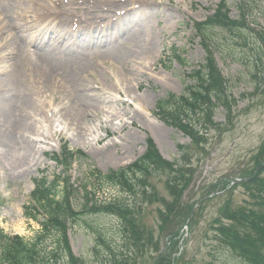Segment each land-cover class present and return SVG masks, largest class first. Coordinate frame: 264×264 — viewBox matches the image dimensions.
Listing matches in <instances>:
<instances>
[{"label":"rangeland","instance_id":"obj_1","mask_svg":"<svg viewBox=\"0 0 264 264\" xmlns=\"http://www.w3.org/2000/svg\"><path fill=\"white\" fill-rule=\"evenodd\" d=\"M157 1L154 8L157 13L138 9L127 19L133 26H140V30L154 42L150 55L142 58L138 65L131 63L127 67L132 70L136 65L134 69L140 72V77L135 80L127 77L119 82L116 74L107 70L109 66L104 67V71L113 77L116 84L111 81L108 88H104V93L96 98L98 108L90 112L81 129L73 126L69 118L65 117L64 111L69 103L66 97L61 96L57 90L46 91L42 98L46 117L44 121L37 118L39 123L42 122L39 124L42 129L36 127L37 122L33 116V127L22 130L15 145L8 149L0 141V198L6 202L0 211V230L26 240L34 239L41 231L40 223L28 219L24 208L30 202L36 180L43 177L52 180L61 175L63 166L58 167L53 156L62 151L64 144L74 154L73 162L78 159L69 172L70 183L80 188L89 178L91 185L88 189L96 187V198L107 203L119 197L124 199L122 194L126 190L100 185L96 177L98 172L105 176L111 171L128 168L145 154L148 139L153 140L169 162L180 159V147L193 148L189 137L164 120L165 114L160 112L159 105L169 103L171 95L177 98L184 96L192 86V70L205 64L206 60L194 23L206 21L222 0ZM255 1L258 4L253 6L251 21L264 29V0ZM228 3L231 17L238 20L240 9L237 0H228ZM37 32L32 31L29 38L41 42ZM85 33L92 32L87 30ZM242 39L250 43L248 49L242 46ZM256 40L248 30L235 34L214 32L217 65L229 83L230 94L237 102L236 119L234 126L230 125L226 113L219 110L216 122L225 125L223 133L215 130L210 132L209 143L206 145L207 155L202 156L200 162L199 151L195 146L192 149L195 154L192 165L197 173L192 177L183 200L188 205L213 193L221 179L227 186L224 179L244 178L246 166L264 143V96L255 93L258 82L254 80L259 75L263 78L264 73L263 68L257 65ZM175 49L182 54L186 66L173 60ZM4 67L7 66L0 64V74ZM92 83L94 86L95 83ZM112 83L119 87L122 95ZM97 89L100 88L94 86L87 94L95 95ZM1 92L4 89H0V96ZM70 93L74 95V91ZM7 125L8 122L3 132ZM1 130L0 124V135ZM93 172L96 176L92 178ZM151 185L156 187L162 197L169 199L163 182L151 180ZM230 188L224 194L220 190L219 197L200 205L205 208L197 217L190 236H185L187 239L181 264H245L216 240L215 220L231 195L236 208L246 204L249 206L252 201L243 188L235 192ZM76 197L74 206L79 207L83 203V196ZM127 202L136 203L142 209L139 219L143 229L159 235V211L164 208L163 204L152 203L150 200L144 202L141 199L134 201L132 198ZM69 237L74 254L89 264H106L110 250L118 253L124 244L122 223L118 217L108 215L88 216L80 225L70 229ZM101 240L106 242V246ZM165 243L166 238L163 237L162 249ZM48 244L56 246L52 239H49ZM156 258L157 254L147 257L145 264H154Z\"/></svg>","mask_w":264,"mask_h":264},{"label":"trees","instance_id":"obj_2","mask_svg":"<svg viewBox=\"0 0 264 264\" xmlns=\"http://www.w3.org/2000/svg\"><path fill=\"white\" fill-rule=\"evenodd\" d=\"M240 18L234 20L230 15L227 1H223L215 13L203 23L196 24V30L201 38L202 47L206 53V62L193 69L191 74L192 86L184 96L177 98L170 96L169 103H161L159 110L165 115L164 120L174 128L183 132L192 140V147L199 151L198 162L207 155L206 145L212 130L223 133L224 126L214 121L219 110L226 113L227 121L234 126L235 108L237 102L230 94L228 81L219 70L216 58L217 49L213 44L216 34L242 33L251 31L257 39V65L264 73V32L252 29L248 22L254 0H239ZM254 2V3H253ZM242 38V37H241ZM249 39V38H248ZM243 40V47L249 48L250 43ZM178 51H175V55ZM178 54V53H177ZM178 61L185 66V60L180 55ZM255 93L264 96V74L254 79ZM208 141V142H207ZM193 148L180 147L181 158L174 163L165 160L154 144L148 140L145 155L132 166L119 171H111L103 176L98 172L100 185L119 187L126 191L110 203L100 202L96 198V187L89 190V178L81 189L75 188L69 180V172L73 167L74 154L63 148L61 158H56L58 165L64 167V175L54 181L43 179L37 185L33 195L36 213L33 208L26 210V216L41 222L42 230L32 240L20 236H13L0 230V264H89L82 258L76 257L71 248L68 233L73 226L80 225L88 216L108 215L118 217L122 223L123 246L117 253L110 250L106 264H145L147 257H154L162 251V240L168 241L166 254L156 264H181L183 255L180 254V244L184 237V227L195 208L202 200L194 204H186L184 196L196 175L192 165L195 154ZM81 156H85L80 153ZM165 177V180L163 178ZM264 143L258 149L255 157L250 160V166L245 171L248 182L241 183L251 202L249 206L236 208L233 195L220 211V217L215 220L216 240L239 257L245 264H264ZM151 180L163 182L169 199L162 197ZM239 186V185H238ZM81 190V191H80ZM151 192V193H149ZM82 194L83 203L74 208L76 195ZM129 198L141 199L144 202L161 203L164 208L159 211V235L154 231H146L141 226L139 214L142 209L131 204ZM154 198H158L153 201ZM122 200V201H120ZM3 203L0 200V210ZM205 207L202 206L192 218L190 231L196 226V219ZM49 239L55 241L56 246L48 244ZM106 246V242L101 240ZM184 254V253H183ZM184 264V263H183Z\"/></svg>","mask_w":264,"mask_h":264},{"label":"bare ground","instance_id":"obj_3","mask_svg":"<svg viewBox=\"0 0 264 264\" xmlns=\"http://www.w3.org/2000/svg\"><path fill=\"white\" fill-rule=\"evenodd\" d=\"M157 3V0H0V64L7 66L0 74V89H4L0 96L1 143L8 149L15 145L22 130L33 127V116L36 127H40L42 122L37 118L44 121L46 117L42 99L46 91L57 90L66 97L69 103L65 117L81 129L90 112L98 108L96 98L111 81L116 84L104 67L109 66L107 70L116 74L119 82L127 77L132 80L140 77L134 68L150 55L154 42L140 26H133L127 19L138 9L155 12ZM35 30L45 43L28 44L29 35ZM87 30L92 33L86 34ZM131 63L137 64L129 70ZM92 82L100 88L95 95L87 94L94 89ZM114 86L122 95L119 87ZM7 122L9 125L3 132Z\"/></svg>","mask_w":264,"mask_h":264}]
</instances>
